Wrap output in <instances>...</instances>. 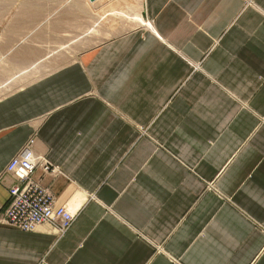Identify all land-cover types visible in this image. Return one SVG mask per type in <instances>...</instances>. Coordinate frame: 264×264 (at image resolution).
Here are the masks:
<instances>
[{
  "label": "crops",
  "instance_id": "0c3cea01",
  "mask_svg": "<svg viewBox=\"0 0 264 264\" xmlns=\"http://www.w3.org/2000/svg\"><path fill=\"white\" fill-rule=\"evenodd\" d=\"M143 5L0 101V213L33 137L56 169L34 180L79 210L64 235L0 225V264H264V0Z\"/></svg>",
  "mask_w": 264,
  "mask_h": 264
},
{
  "label": "rangeland",
  "instance_id": "374dc122",
  "mask_svg": "<svg viewBox=\"0 0 264 264\" xmlns=\"http://www.w3.org/2000/svg\"><path fill=\"white\" fill-rule=\"evenodd\" d=\"M124 1L108 8L115 17L104 15L109 3L100 0H0V101L68 65L100 39L142 27L143 0H129L126 11Z\"/></svg>",
  "mask_w": 264,
  "mask_h": 264
},
{
  "label": "built area",
  "instance_id": "2783aa9c",
  "mask_svg": "<svg viewBox=\"0 0 264 264\" xmlns=\"http://www.w3.org/2000/svg\"><path fill=\"white\" fill-rule=\"evenodd\" d=\"M34 146L33 137L7 166L6 174L14 178V183L9 187V205L0 213V225L25 232L47 225L55 234L64 235L72 227L79 210L69 205L58 206L53 193L34 180L39 164L46 172L56 170L46 160L37 158Z\"/></svg>",
  "mask_w": 264,
  "mask_h": 264
},
{
  "label": "bare ground",
  "instance_id": "6f19581e",
  "mask_svg": "<svg viewBox=\"0 0 264 264\" xmlns=\"http://www.w3.org/2000/svg\"><path fill=\"white\" fill-rule=\"evenodd\" d=\"M98 1V0H97ZM100 1H102V2H108L109 3V6H108V8H110V7H112V6H114L115 5V2H116V0H100ZM143 10V9H142ZM140 24L142 25V26H150L151 25V23H149L144 17H142L141 16V19H140ZM107 39V38H106Z\"/></svg>",
  "mask_w": 264,
  "mask_h": 264
},
{
  "label": "water",
  "instance_id": "95a60500",
  "mask_svg": "<svg viewBox=\"0 0 264 264\" xmlns=\"http://www.w3.org/2000/svg\"><path fill=\"white\" fill-rule=\"evenodd\" d=\"M90 2H95V1H97V0H89Z\"/></svg>",
  "mask_w": 264,
  "mask_h": 264
}]
</instances>
